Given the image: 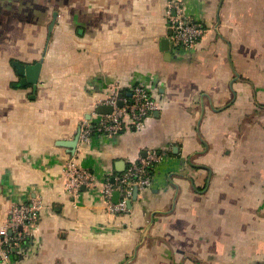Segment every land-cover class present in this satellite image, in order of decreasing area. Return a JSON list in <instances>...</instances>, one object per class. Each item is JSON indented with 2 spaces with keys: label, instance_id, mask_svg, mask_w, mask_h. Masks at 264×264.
Instances as JSON below:
<instances>
[{
  "label": "crops",
  "instance_id": "0c3cea01",
  "mask_svg": "<svg viewBox=\"0 0 264 264\" xmlns=\"http://www.w3.org/2000/svg\"><path fill=\"white\" fill-rule=\"evenodd\" d=\"M178 1L203 28L191 47L171 38ZM134 82L158 104L142 129L62 144ZM149 151L150 184L110 212L103 182ZM70 159L97 179L77 196ZM33 201L4 264H264V0H0V235Z\"/></svg>",
  "mask_w": 264,
  "mask_h": 264
},
{
  "label": "built area",
  "instance_id": "2783aa9c",
  "mask_svg": "<svg viewBox=\"0 0 264 264\" xmlns=\"http://www.w3.org/2000/svg\"><path fill=\"white\" fill-rule=\"evenodd\" d=\"M180 1L173 3L168 9V17L172 28L174 45L191 47L201 37L203 28L194 20L188 19L182 12ZM114 87L118 89V85ZM109 103L112 110L103 115L96 123L83 120L79 127V142L88 143L93 132L106 136L120 133L124 128L133 126L142 129L148 116L158 106L149 88L142 82H134L131 86V98L119 103L116 94ZM163 152L149 151L145 155L132 160L127 170L114 177H107L103 182V192L110 212L126 214L129 212L128 201L131 199L133 188L142 190L150 184L152 167L163 158ZM66 189L77 196L82 186L93 187L96 176L87 169L79 167L72 159L66 162ZM117 192V201L113 194ZM41 205L38 201L30 204H14L9 210L8 222L0 235V264L9 259L11 252L29 235L28 228L36 219Z\"/></svg>",
  "mask_w": 264,
  "mask_h": 264
},
{
  "label": "water",
  "instance_id": "95a60500",
  "mask_svg": "<svg viewBox=\"0 0 264 264\" xmlns=\"http://www.w3.org/2000/svg\"><path fill=\"white\" fill-rule=\"evenodd\" d=\"M55 15V14H53ZM54 18V17H53ZM53 21L54 19L50 22V24L48 25V37L51 33V29H52V26H53ZM47 37V38H48ZM167 42V41H166ZM44 55V53H43ZM43 60V56L40 58V60L38 62H36L35 64L33 65H27L26 67H24L23 65H19L17 64L18 66V71L20 73H22L23 69L25 68L27 70V79L21 81L22 83H32L33 84V87L36 86V80H37V74H38V71L40 69V66H41V62ZM121 96V95H120ZM111 108V107H110ZM78 135H79V132L76 134V136L74 137L73 140L71 141H63L62 144H66L68 146L71 147V149H73L77 143V140H78ZM137 188L135 187L133 189V194H132V197L131 199L128 201V206L130 207L131 206V200L132 199H135L136 198V195H137ZM114 196H118V193L115 192L114 193Z\"/></svg>",
  "mask_w": 264,
  "mask_h": 264
}]
</instances>
